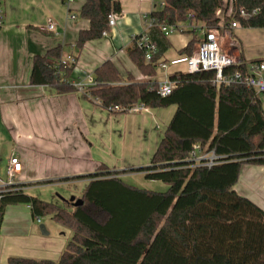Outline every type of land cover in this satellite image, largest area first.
<instances>
[{
  "label": "trees",
  "instance_id": "16d2710c",
  "mask_svg": "<svg viewBox=\"0 0 264 264\" xmlns=\"http://www.w3.org/2000/svg\"><path fill=\"white\" fill-rule=\"evenodd\" d=\"M82 1L79 17L89 26L77 34L78 49L102 39L109 31L108 15L121 13L119 0ZM162 4L151 13L158 23L147 33L157 48L151 62L144 63V52L134 43L127 49L131 62L149 78L155 76L156 62L171 49L161 24H185V34H194L199 26L219 29L217 11L224 0ZM241 9L257 14L244 19ZM232 11L241 28L264 29V0H233ZM230 20L225 19V27ZM193 50L194 39L178 55H191ZM62 56V48L56 47L34 57L31 84L51 87L57 94L76 91L56 74L54 65ZM72 67L65 71L66 78ZM214 77L213 71L172 73L170 79L177 86L169 96L160 97L150 79L138 82L127 76L129 83L124 84L111 61L98 67L96 85L88 95L102 108L141 103L150 109L174 105L176 111L148 166L109 171L102 165L96 173L78 177L89 180L78 206L66 203L61 208L15 190L14 185L2 191L0 230L6 207L26 204L33 218L51 216L72 232L57 261L11 257L8 264H264V211L233 190L243 165L264 166L263 105L246 87L216 88ZM194 145L214 151L217 163L205 167L190 160ZM126 172L160 181L167 190L158 193L127 185L121 179Z\"/></svg>",
  "mask_w": 264,
  "mask_h": 264
},
{
  "label": "crops",
  "instance_id": "0c3cea01",
  "mask_svg": "<svg viewBox=\"0 0 264 264\" xmlns=\"http://www.w3.org/2000/svg\"><path fill=\"white\" fill-rule=\"evenodd\" d=\"M119 2V19L107 36L78 49L77 34L87 29L89 23L79 16L75 22H70L63 0L0 1L4 13L0 28L1 191L14 185L15 190L61 208L66 203L74 206L89 182L78 177L94 174L102 165L109 171L136 169L126 167L125 162L123 168H119L113 155L119 144L118 137L126 140L130 134L141 143L148 142L145 158L135 163L140 166L137 168L150 164L176 106L147 108L141 113H110L93 100L88 91L57 94L51 87L30 82L34 57L43 56L56 47L62 48L63 56L76 57L67 78L70 84L85 76L94 78L95 70L106 61L114 63L124 84L129 83L127 76L138 82L164 78L165 75L156 70L154 77L142 75L127 55V49L133 44L132 37L144 31L142 15L160 10L162 0ZM82 4V0H77L73 8L78 14ZM48 20L55 23L57 35L44 30ZM238 29L229 30L237 38L233 43L245 36ZM201 36V32H195L167 37L171 49L162 58H175L189 41L194 39L197 43ZM178 70L182 67L171 68L168 74ZM12 155L17 156L22 168L13 183L8 184L6 169ZM130 174L133 173H126ZM233 190L264 211V166L243 165ZM47 192L52 193L49 200L44 197ZM40 218L41 222L37 223L30 205L6 207L0 230V264H8L11 257L59 259L72 232L51 216L47 224L44 217ZM41 225L47 235L41 233Z\"/></svg>",
  "mask_w": 264,
  "mask_h": 264
},
{
  "label": "built area",
  "instance_id": "2783aa9c",
  "mask_svg": "<svg viewBox=\"0 0 264 264\" xmlns=\"http://www.w3.org/2000/svg\"><path fill=\"white\" fill-rule=\"evenodd\" d=\"M77 0H63V5L67 10L68 20L75 22L78 19L79 14L74 10V6ZM233 0H224V4L221 10L217 11V17L219 18V29H201L197 28V32H201L202 36L197 41L196 50H193L191 55H178L172 59L160 58L156 62V71L163 73L165 76L159 80L153 79L152 81L157 84V94L160 97L169 96L176 88L177 82L170 79L168 71L171 68H180L176 73H188L195 74L205 71H213L215 77L212 81L213 86L220 88L223 86L239 85L252 90L255 93L257 99L262 103L264 100V63L247 62L240 56H236L234 52L223 48V44L219 37V32L222 30H232L240 28V24L237 20H233L232 11ZM163 4L160 5L162 9ZM152 13V12H151ZM151 13H144L141 17L144 31L136 36L132 37V42L136 48L144 52V63L149 64L152 57L156 54V46L149 40L147 35L148 31L158 23ZM257 14V10L251 13L246 12L244 9L239 11L241 18L247 19L250 16ZM117 13H111L108 15V28H113L118 19ZM230 18L228 26L225 27V19ZM4 13L0 8V28L3 24ZM187 29L185 24H179L177 26L161 24V31L169 37L175 33H183ZM44 30L52 33H56V25L52 20H48L44 26ZM103 37L107 36V32L102 34ZM234 49V47L232 48ZM231 49V50H232ZM76 57L72 54L62 56L60 60L54 65L56 74L63 78L65 83H69V80L65 77V71L71 66L75 65ZM77 92L84 93L88 91L90 87L96 85V82L92 76H85L82 80L73 82L71 84ZM99 103V102H98ZM110 113H141L147 110V108L139 103L130 107L115 106L106 109ZM190 160L198 165L211 167L217 163L219 159L215 155L214 151H206L199 145H194L193 151L189 157ZM22 165L16 155H12L9 159V165L6 169V175L8 178V184L13 183L14 176L19 174ZM2 191L0 190V193ZM36 222L40 223L41 218L36 217Z\"/></svg>",
  "mask_w": 264,
  "mask_h": 264
},
{
  "label": "rangeland",
  "instance_id": "374dc122",
  "mask_svg": "<svg viewBox=\"0 0 264 264\" xmlns=\"http://www.w3.org/2000/svg\"><path fill=\"white\" fill-rule=\"evenodd\" d=\"M238 32H241L243 35H245L244 37L237 40L238 43H233V40L237 38L233 36L231 31L222 30L219 32V37L223 44V48L226 50L229 49L231 50L234 47V49H236V51H234L235 52L234 54L236 56L242 55L247 59L246 60L247 62H250L249 59H251L252 62L263 61L264 60V29H250V28L240 27V29H238ZM178 34L181 33L172 34L170 37L175 38L178 36ZM196 47H197V43L194 41V50H196ZM262 105L264 109V100H262ZM112 129L115 130L114 128ZM127 137L128 138H126V140L124 138L122 139L120 136L118 137L119 144L117 142L118 147L115 145L116 146L115 153L113 154L115 157L114 160L115 161L117 160L119 168L122 167L123 162H125V166L128 168L140 167V166H136L137 164L135 163L145 158L148 142L147 141L145 143L143 142L144 144L141 143L140 140L138 141L135 138V136H133V134L132 135L130 134ZM149 147H151L150 144ZM126 173L124 174V176L121 177V179L127 185L133 186L141 190L153 191L158 193H163L167 190V186L164 183L160 181L145 180L141 173H133L130 175H126ZM61 193L64 192L61 191ZM51 194L52 193L49 192L45 193L44 194L45 199L49 200L51 198ZM77 198L82 199V193L81 195H78ZM49 217L50 216H44V221L46 224L47 222H49ZM61 231L65 232L64 230Z\"/></svg>",
  "mask_w": 264,
  "mask_h": 264
},
{
  "label": "water",
  "instance_id": "95a60500",
  "mask_svg": "<svg viewBox=\"0 0 264 264\" xmlns=\"http://www.w3.org/2000/svg\"><path fill=\"white\" fill-rule=\"evenodd\" d=\"M81 204V200H78L75 204H74V206H78V205H80ZM39 229H40V231H41V233L43 234V235H47V232L44 230V226L43 225H41L40 227H39Z\"/></svg>",
  "mask_w": 264,
  "mask_h": 264
}]
</instances>
